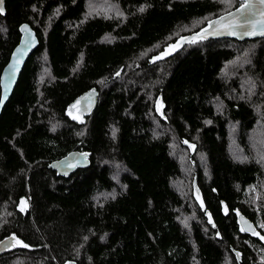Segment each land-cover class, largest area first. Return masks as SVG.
<instances>
[{"label": "trees", "instance_id": "16d2710c", "mask_svg": "<svg viewBox=\"0 0 264 264\" xmlns=\"http://www.w3.org/2000/svg\"><path fill=\"white\" fill-rule=\"evenodd\" d=\"M110 1L118 15L86 14L88 0H4L0 72L21 22L39 43L0 110V240L21 242L0 264H264V167L248 143L264 119V37L192 40L151 62L238 0ZM241 47L249 63L228 77ZM92 86V109L67 114ZM228 124L248 159L230 156ZM75 149L86 167L47 166ZM234 210L257 234L238 231Z\"/></svg>", "mask_w": 264, "mask_h": 264}, {"label": "water", "instance_id": "95a60500", "mask_svg": "<svg viewBox=\"0 0 264 264\" xmlns=\"http://www.w3.org/2000/svg\"><path fill=\"white\" fill-rule=\"evenodd\" d=\"M238 2L239 3L235 7L207 19L198 29L179 35L173 41L168 42L161 50L151 56L150 61L155 62L170 57L192 40L228 38L242 41L245 39L264 37V34H261L264 32V24L261 23L264 21V3H261V0H238ZM4 3V0H0V8L3 9L0 14H4ZM242 4H248L250 7L242 9ZM221 17L224 19L222 20ZM254 24L257 25L255 28L256 34L248 35V32H252L254 30L252 27ZM224 25H232V27L225 28ZM25 26L27 30H25ZM18 31L19 39L12 48L7 62L4 64L0 72V110L10 97L24 62L34 52L39 43L34 28L28 22H21L18 25ZM233 31H235V35L231 34ZM173 45L179 46L176 47L175 50H172ZM166 51L168 52V55H164ZM157 57L160 58L157 59ZM16 60H19L20 62L16 66L15 70H13L10 68V65L14 64ZM97 94L98 91L94 86L84 90L71 104L67 106V114L76 113L77 116L87 114L94 106ZM74 107H76L75 110ZM88 164L89 152L86 150L75 149L68 151L60 158L50 161L47 166L53 169L56 174L68 176L77 168L86 167ZM192 187L193 191L199 194L195 175L192 179ZM234 213L235 223L241 234L254 235L253 232H257L256 225L251 219L246 217L239 210H234ZM249 225L251 226L250 228L248 227ZM242 228L248 230H242ZM17 241L19 240L12 235L2 238L0 240V254L4 253L9 247L15 245V243L18 244ZM232 251L236 261L240 263L241 256L239 251L234 248H232ZM66 264H74V262L67 261Z\"/></svg>", "mask_w": 264, "mask_h": 264}, {"label": "rangeland", "instance_id": "374dc122", "mask_svg": "<svg viewBox=\"0 0 264 264\" xmlns=\"http://www.w3.org/2000/svg\"><path fill=\"white\" fill-rule=\"evenodd\" d=\"M223 2L224 5H230L233 0H220ZM110 0H88L87 6H86V14H94V13H100L103 15H109V14H114L118 15L119 12L117 10L116 5L112 2V5L110 3ZM248 48L246 47H241L238 50V54L234 61L230 64V66L227 69V74L226 76L228 77H235L234 72L231 71L232 68H237V69H242L249 63V55H247ZM246 57V58H244ZM46 70L44 69L43 72ZM239 82L240 89L242 90V93L246 95L249 101H251L252 94L254 91L253 89L247 88L249 86L248 82L245 81L247 80L245 77H239L237 78ZM247 84V86H246ZM154 109L155 112L158 114L161 113V102L157 99L154 102ZM259 113V112H257ZM228 138H229V143H228V151L229 154L232 158H242V159H248L243 151L241 150V147H239L238 143L236 142L238 130L235 124H228ZM248 143H249V151L251 152V158L257 162L259 165L264 167V119L261 114L257 115V121L256 124L254 125L253 129L250 131L249 136H248ZM182 145L186 146L188 148V151L190 152L191 150L193 151V147L191 145H187L185 141H182ZM198 156V155H197ZM186 169V168H185ZM183 173H185L182 170ZM193 179V177H192ZM186 180L181 179L177 180V182H184ZM23 200H20V207L23 208L22 202ZM259 226L261 228H264V223H260ZM264 237V236H260ZM264 240V239H263Z\"/></svg>", "mask_w": 264, "mask_h": 264}, {"label": "snow or ice", "instance_id": "6c2138e0", "mask_svg": "<svg viewBox=\"0 0 264 264\" xmlns=\"http://www.w3.org/2000/svg\"><path fill=\"white\" fill-rule=\"evenodd\" d=\"M261 3H264V0H261ZM249 7H250V5H248V4H242V5H241V8H242V9L249 8ZM2 11H3V9L0 8V12H2ZM140 11H144V9L141 8ZM221 19L223 20L224 18L221 17ZM261 23L264 24V21H262ZM224 27H225V28H230V27H232V25H224ZM252 27H253L254 30H253L252 32H248V33H247L248 35H255V34H256L255 28L257 27V25L254 24ZM25 30H27L26 26H25ZM231 34H232V35H235L236 33H235V31H233V32H231ZM261 34H264V32H262ZM192 42H194V41H192ZM178 46H179V45H173V46H172V50H175V48L178 47ZM18 51H20V50H18ZM14 55H15V54H14ZM164 55H168V52L166 51V52L164 53ZM159 58H160V57H157V59H159ZM19 62H20L19 60H16L14 64L10 65V68H12L13 70H15V68H16V66L19 64ZM74 118H75V117H74ZM21 203H22L23 207H27V202H26V201H22ZM21 210H23V208H22ZM245 223H246V222H245ZM248 227L250 228L251 226L249 225ZM242 230H248V229L242 228ZM253 234L255 235V234H257V233L253 232ZM261 238L264 239V237H261ZM17 243H21V242H20V241H17ZM24 246L27 247V245H24ZM237 255H239V254H237Z\"/></svg>", "mask_w": 264, "mask_h": 264}, {"label": "flooded vegetation", "instance_id": "af4514ba", "mask_svg": "<svg viewBox=\"0 0 264 264\" xmlns=\"http://www.w3.org/2000/svg\"><path fill=\"white\" fill-rule=\"evenodd\" d=\"M74 115H76L75 113H73Z\"/></svg>", "mask_w": 264, "mask_h": 264}]
</instances>
